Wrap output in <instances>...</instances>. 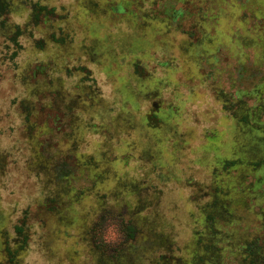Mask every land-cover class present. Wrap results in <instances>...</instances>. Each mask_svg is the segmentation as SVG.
Returning a JSON list of instances; mask_svg holds the SVG:
<instances>
[{
  "label": "rangeland",
  "instance_id": "1",
  "mask_svg": "<svg viewBox=\"0 0 264 264\" xmlns=\"http://www.w3.org/2000/svg\"><path fill=\"white\" fill-rule=\"evenodd\" d=\"M11 1L0 264H264V0Z\"/></svg>",
  "mask_w": 264,
  "mask_h": 264
},
{
  "label": "trees",
  "instance_id": "2",
  "mask_svg": "<svg viewBox=\"0 0 264 264\" xmlns=\"http://www.w3.org/2000/svg\"><path fill=\"white\" fill-rule=\"evenodd\" d=\"M11 3H12L11 0H0V17H2L3 15L11 12V10H10ZM34 8H35V11H37L36 17L39 14H42L44 12L50 13L52 11V9L48 10L45 5H42V4H39V3H35L34 4ZM0 24L1 25H4L2 19H0ZM16 27H18V26H16ZM231 164H234V163H231ZM17 229L20 231L21 230V227L19 226ZM128 229H129V235L131 237H135L134 236L135 235V226L129 225L128 226ZM10 254H12V252H10Z\"/></svg>",
  "mask_w": 264,
  "mask_h": 264
}]
</instances>
